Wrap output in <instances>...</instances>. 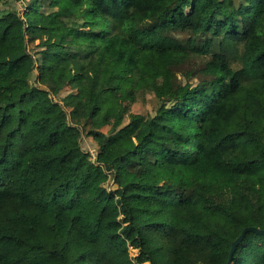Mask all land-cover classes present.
<instances>
[{"label": "trees", "instance_id": "obj_1", "mask_svg": "<svg viewBox=\"0 0 264 264\" xmlns=\"http://www.w3.org/2000/svg\"><path fill=\"white\" fill-rule=\"evenodd\" d=\"M249 228L264 0H0V264H264Z\"/></svg>", "mask_w": 264, "mask_h": 264}, {"label": "rangeland", "instance_id": "obj_2", "mask_svg": "<svg viewBox=\"0 0 264 264\" xmlns=\"http://www.w3.org/2000/svg\"><path fill=\"white\" fill-rule=\"evenodd\" d=\"M18 7H20L19 4H18ZM176 37L178 39H180L181 42L185 43V45H186V40L188 39V36L184 35L183 33H179L178 35L176 34ZM65 94L66 93H63L59 98H62L63 96H65ZM150 100H151V97L150 96L146 97L145 99H140L136 104L133 105V107H132V113H134V114H147V113H149V114L153 115L154 114V111L152 109V105L150 103ZM107 131H108V128H104L103 129V132L106 133ZM89 151L95 157L96 151L94 149H92V148H90ZM109 185L110 186L113 185L112 180L110 181ZM136 254H137V251H132V255H136Z\"/></svg>", "mask_w": 264, "mask_h": 264}, {"label": "water", "instance_id": "obj_3", "mask_svg": "<svg viewBox=\"0 0 264 264\" xmlns=\"http://www.w3.org/2000/svg\"><path fill=\"white\" fill-rule=\"evenodd\" d=\"M249 231H257L258 233L260 234H263L264 235V231H258V230H255V229H252V228H249V229H246L242 236L240 237V239L237 241V243L234 245L233 249H232V252H231V256L233 255V252H234V249H235V246L241 241V239L243 238L244 235H246L247 232ZM230 263V262H229Z\"/></svg>", "mask_w": 264, "mask_h": 264}]
</instances>
